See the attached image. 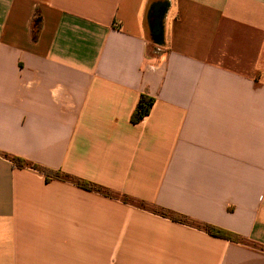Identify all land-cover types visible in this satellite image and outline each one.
<instances>
[{"label": "crops", "instance_id": "0c3cea01", "mask_svg": "<svg viewBox=\"0 0 264 264\" xmlns=\"http://www.w3.org/2000/svg\"><path fill=\"white\" fill-rule=\"evenodd\" d=\"M0 264H264V0H0Z\"/></svg>", "mask_w": 264, "mask_h": 264}, {"label": "trees", "instance_id": "16d2710c", "mask_svg": "<svg viewBox=\"0 0 264 264\" xmlns=\"http://www.w3.org/2000/svg\"><path fill=\"white\" fill-rule=\"evenodd\" d=\"M35 25H36V28L38 29V27L40 25V19L39 18H37ZM35 39H37V36H35ZM154 103H155L154 99H152L148 96L142 95L140 100H139V103L137 105V108L132 115L131 122L135 125L141 123L147 116L150 115L151 110L154 106ZM5 158L8 159L9 161H11L15 166H17L19 168L30 166L31 168L38 170L39 172L45 174L48 179L55 178V179H60V180H64V179L70 180L82 189H85L88 191L98 192V193H101L107 197H113V194L109 190H106L100 186L94 185L90 182H87L84 180H79V179H73L67 175L62 174V173L54 172V171H51V170H48L45 168H41V167L36 166V165H31L27 161H25L24 159H21V158L8 157V156H5ZM123 201L125 203H129V202L135 203V202H132L129 198H124ZM136 204H138V206L141 208H148V206L144 203H136ZM153 211L155 213H159L163 217H170L171 220L179 222V223L187 224L189 222L186 217L181 216V215H172L171 213H169L165 210L153 209ZM202 228L208 234H210L214 237H220V238L235 241V242H238L240 240V238L237 237L235 234H232V233H230L226 230L220 229V228H216V227L208 226V225L202 226Z\"/></svg>", "mask_w": 264, "mask_h": 264}]
</instances>
